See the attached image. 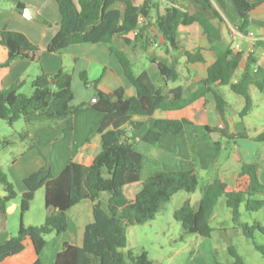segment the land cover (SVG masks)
Here are the masks:
<instances>
[{
  "label": "trees",
  "instance_id": "trees-1",
  "mask_svg": "<svg viewBox=\"0 0 264 264\" xmlns=\"http://www.w3.org/2000/svg\"><path fill=\"white\" fill-rule=\"evenodd\" d=\"M61 12V26L57 35L48 45L50 52H56L75 43H104L115 55L123 67L125 77L135 86L137 93L126 97L124 87L110 92L99 89L104 75L91 81L85 71L80 76L86 86L95 91L96 103L93 108L103 117L96 132L101 134L102 147L91 165L70 161L64 169L55 175L50 162L45 164L24 180L26 190L21 196V209H30L36 192L45 188V223L41 226L20 224L18 234L0 241V264H11L17 256L30 249L34 259L30 264H45L40 254L47 245L46 236H59L69 228V217L77 207L90 205L92 217L86 223H79L80 240L78 244L64 242L58 252L55 264H155L143 250L134 255L128 247V228L136 224H145L156 218L163 205L180 191L194 193L200 177L194 170L159 171L142 180L143 154L135 146L129 129L136 130L142 121L135 117H151L157 109H182L209 93L214 95L216 109L223 125L218 128L223 137L228 139L244 138V133L230 131L226 112L228 102L217 88L228 85L237 94L245 98V105L240 116H245L253 109L251 88L254 86L264 91V67L257 65L258 58L254 51L249 52L245 68L237 81L234 75L240 67L244 52L235 51L231 46L221 48L217 42L222 38L221 29L214 23V18H222L211 0H194L185 4L170 3L164 13L156 10L151 21V11L158 4L145 0L140 6L135 0H56ZM200 4L204 10H211L213 17H208L194 5ZM239 14L238 29L243 34L250 31V12L264 0H232ZM123 4L124 11L115 7ZM18 8H24L22 4ZM147 20L141 23V18ZM198 23L211 43L217 59L207 69V77L195 86H176L164 91L157 87L147 71L136 73L133 60L128 51L121 50L114 43L115 36L122 38L132 50L149 51L160 36L165 56L151 57L166 82L180 80L179 58L172 54L183 51L179 27ZM152 26L155 34H152ZM0 42L8 49V65L16 59L37 60L39 46L20 31L4 28L0 31ZM256 46L264 49V41H257ZM187 62H201L200 50L192 54L184 51ZM170 55V56H168ZM172 55V56H171ZM24 82L18 81L12 86L0 89V118L11 125L23 117L37 114L49 119H64L74 114L86 103L74 105L73 77L69 70L62 67L54 73H41L32 82L31 95L20 92ZM189 118L154 120L142 140L151 144L160 141L165 133L181 134ZM210 130V129H209ZM264 141V131L257 138ZM10 140H0L3 145ZM218 146L219 143L215 142ZM139 184L133 195L129 188ZM0 184L5 195L0 196V210L5 213L8 203L17 192L0 165ZM104 195H107L104 198ZM224 195L226 205L231 209L235 222H240V207L245 204L249 211H258L264 206V182L261 180L258 165L243 163L237 173L234 184L219 176L206 183L198 205L194 206L188 198L175 213L185 233L209 237L212 232L210 219L219 198ZM87 214V213H86ZM243 231L249 238L255 239L259 232L264 235V224L260 221L252 225L244 223ZM256 248L264 255V245L255 242ZM235 264H245L234 247H229ZM224 264V263H216Z\"/></svg>",
  "mask_w": 264,
  "mask_h": 264
},
{
  "label": "crops",
  "instance_id": "crops-1",
  "mask_svg": "<svg viewBox=\"0 0 264 264\" xmlns=\"http://www.w3.org/2000/svg\"><path fill=\"white\" fill-rule=\"evenodd\" d=\"M135 1L140 6L143 4L142 1ZM189 1L194 2V0H152V3L158 4L157 9L153 8L154 10H159L160 13H164L170 3L174 2L180 5L188 3ZM211 1L222 17L213 19L214 23L221 29L222 35V38L217 42V46L223 49L231 46L235 51L244 52L240 67L235 72L234 81L240 78L246 65L247 56L251 51L256 53L258 58L257 65L264 67V49L261 46L255 45L257 41H264V3L258 5L250 12V31L248 34H243L238 29L239 14L232 0ZM19 4H22L24 8H18ZM194 6L204 12L208 17H213L211 10H204L196 2ZM27 7L34 9L33 18L25 15V8ZM115 7L122 11L125 9L123 4H116ZM61 19V12L56 0H0V31L7 28L9 30L23 32L40 48L37 60L33 61L26 58L16 59L7 65L8 49L0 42V89L8 88L18 81H23L24 85H26L43 72L54 73L62 67H67V70L71 72L73 77L75 104L80 105L86 103L85 106L64 119L53 120L37 114L24 117L26 126L39 128L37 132L42 137H39L40 141L46 143L50 141L51 137H55L54 141H58L60 138L57 143L54 142L50 154V164L55 175H58L70 161L91 165L102 147V137L101 134L96 132V128L103 115L93 108V104L95 103H93L94 101L91 102V100L95 99V92L83 83L80 76L81 72L85 71L91 81L104 75L99 83V89L104 92H110L119 87H124L126 97L136 95L137 93L135 86L125 77L123 67L118 58L110 52L104 43H75L59 51L50 52L48 45L60 30ZM143 20H145L143 24H146L147 20L144 17L141 18V23ZM153 29L154 27L152 26V34H155L156 31ZM179 31L183 51L172 54L179 58L181 76L177 83L171 81L166 82L162 79L157 63L152 62L150 59L154 55L165 56L162 46L164 39L162 36L149 48V51L141 50V53L138 52L139 59H136L138 61L136 63L134 59L135 55H132L133 53L131 52L132 49L122 38L115 36L114 43L121 50L128 51L135 65L138 67V73L144 70L147 71L153 83L166 92L179 85H183L184 87L195 86L199 81L207 77L208 67L217 59L215 51L211 49V43L207 35L198 23L181 25ZM199 50L203 61L187 62V56L184 51L195 54ZM222 87L223 85L217 88L224 95ZM262 92L264 93V91ZM230 106L231 104L228 102V109ZM232 113L235 116L238 111L233 109ZM233 116L227 110L226 119L230 131L237 133L233 129L234 123L236 122ZM159 118H189L192 123L187 124L181 134H163L160 141L156 144L143 141L141 139L142 136L152 128L154 120ZM135 120L143 122L140 128L147 127L148 129L142 135L135 136L134 131L136 130L128 128L135 148L143 154L142 180L159 171L194 169L200 178L207 179L208 182L219 176L231 182L232 179H229L227 176L229 169L235 165L239 167L237 164H240V171L243 163H255L258 165L261 180L264 182V148H261L260 152L255 151L253 160L250 159L249 161L246 159V156L244 157L242 155L236 158L234 157L232 161H221L220 158L217 159L220 155L219 149L227 147L223 142L225 140L229 141V139L223 137L218 130L223 123L221 116L217 112L216 101L212 93L207 94L182 109H157L151 117H135ZM33 135L36 136L35 133ZM215 142H218L219 145L216 146ZM258 143L260 142L258 141ZM44 164V158H38L37 155H33L18 169L21 172L20 175L23 182ZM239 171L236 172V175ZM235 178L232 183L235 182ZM139 184L129 188L133 190V195L136 192V188L139 187ZM21 189L23 193L26 187L24 188L22 184ZM193 205L196 206L195 204ZM17 207L18 204H14L10 210ZM83 208L77 207L71 212V215L76 218L74 231L77 234L79 231V223H86L92 217L90 205H87V214L85 212H79ZM82 219L83 221H81ZM70 230L69 224L66 233ZM76 238L71 236V238L64 240L62 244L64 242L78 244L79 237L76 236ZM62 244L53 251L51 258L45 264H55L56 256L61 250Z\"/></svg>",
  "mask_w": 264,
  "mask_h": 264
},
{
  "label": "rangeland",
  "instance_id": "rangeland-1",
  "mask_svg": "<svg viewBox=\"0 0 264 264\" xmlns=\"http://www.w3.org/2000/svg\"><path fill=\"white\" fill-rule=\"evenodd\" d=\"M155 16L156 10L153 9L151 21L154 20ZM144 21H142V24ZM140 51V49L131 51L132 55L136 56H134L135 63L138 62L136 59H139L138 52ZM135 63L134 70L138 73V67ZM32 82L30 81L24 85L20 92L31 95L34 90ZM89 87L94 90L91 85ZM252 89L253 109L249 114L240 116V112L245 105L243 96L235 93L228 85L222 87L225 98L231 104L228 110L232 116L233 109L238 111L233 116L236 121L233 129L235 132L244 133L246 137L225 140L223 143L227 147L219 149L220 155L217 158H220L221 161H232L234 157L241 155L246 156L248 161L253 160L255 151L260 152L261 148H264V141L258 143L256 139L264 131V93L256 87ZM93 101L94 99L91 100V102ZM72 103L76 105L74 100ZM38 130L37 127L26 126L24 117L12 125L0 118V140L12 141L10 144L5 145L0 143V165H2L9 181L13 183L17 192V196L8 203L6 212L3 213L0 210V241L16 236L21 223L27 227L41 226L45 223L47 214L45 188L43 187L36 192L30 209L23 213L21 209V187L23 184L25 188V184L21 179V172L18 170L33 155H37L38 158H47L50 162L53 144L54 142L57 143L60 138L58 141H54L55 137H51L49 142L44 143L39 140ZM147 130V127L136 129L134 135H142ZM237 165L239 167L235 165L227 171V176L232 179L231 182H227L232 185L234 184L232 183L234 177L237 176L236 172L240 168V164ZM206 183H208L207 179L200 178L199 186L194 193L178 192L163 205L155 219L145 224L130 226L128 228L129 244L127 248L122 250L124 252L131 250L135 256L146 250L149 258L155 264H235V258L229 251V247H234L245 264H264V255L255 245V242L264 245V235L257 232L255 239L249 238L245 235L242 226L244 223L252 225L256 221L264 224V206L258 211H249L245 208V204H242L240 207V222L237 223L233 219L231 209L226 205L225 196L222 195L215 205L210 219V225L213 229L209 237L184 232L182 224L175 219L174 213L188 198H191L193 204L196 205L202 196V188ZM3 195H5L4 187L0 184V196ZM106 197L107 195H104V198ZM263 197L257 196L256 199ZM14 204H18V207L10 210ZM75 222L76 218L70 214L69 224L71 230L68 233L66 231L59 236H46L47 245L40 254L45 263L51 258L53 251L60 247L67 238L78 236V240H80V231H78V234L74 231ZM33 259L34 252L30 249L13 259L11 264H30Z\"/></svg>",
  "mask_w": 264,
  "mask_h": 264
},
{
  "label": "water",
  "instance_id": "water-1",
  "mask_svg": "<svg viewBox=\"0 0 264 264\" xmlns=\"http://www.w3.org/2000/svg\"><path fill=\"white\" fill-rule=\"evenodd\" d=\"M33 14H34V9L29 8V7L25 8V15L27 17L33 18ZM96 101H97V99L95 98L93 103H96Z\"/></svg>",
  "mask_w": 264,
  "mask_h": 264
},
{
  "label": "built area",
  "instance_id": "built-area-1",
  "mask_svg": "<svg viewBox=\"0 0 264 264\" xmlns=\"http://www.w3.org/2000/svg\"><path fill=\"white\" fill-rule=\"evenodd\" d=\"M138 1H142V2H144L145 0H138Z\"/></svg>",
  "mask_w": 264,
  "mask_h": 264
}]
</instances>
